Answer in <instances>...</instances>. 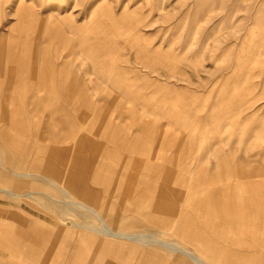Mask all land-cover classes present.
I'll return each mask as SVG.
<instances>
[{"label": "rangeland", "instance_id": "obj_1", "mask_svg": "<svg viewBox=\"0 0 264 264\" xmlns=\"http://www.w3.org/2000/svg\"><path fill=\"white\" fill-rule=\"evenodd\" d=\"M57 8L62 19H56ZM7 54L23 61L13 64ZM42 55L52 63H38ZM1 130L10 134V142L0 137V167L31 172L34 167L27 163L33 160L40 165L34 172L46 173L41 169L48 162L53 174L47 171L44 176L58 183L15 177L19 186L15 192H31L34 198L0 192V206L23 217L16 227L24 231L54 234L65 228L70 218L61 211L65 205L47 195L65 201L58 194L63 183L59 182L70 177L64 168L73 162L77 146L78 156H93L96 166L118 173L150 172L132 165L128 145L139 140V147H145L143 167L150 161L151 168L160 169L153 179L176 187L154 195L169 200L178 211L193 214L200 206L185 205L177 190L181 186L173 179L188 184L191 178L193 184L199 168L210 169L211 162L215 171L249 175L256 182L254 192L233 191L232 179L217 183L231 189L228 199L235 210H223L222 217L202 213L200 217L226 223V229L219 228L217 238L213 237L221 243L228 237L224 243L231 245L230 236L243 228L241 235H249L245 241L254 248L245 249L244 241L241 247L231 245L233 251L264 252V219L261 224L249 223L246 211L241 212L246 197L264 203V0H0ZM92 141L103 142L106 148L93 151ZM54 148L56 157L50 154ZM113 148L117 156H112ZM86 174L92 183L93 174ZM97 183H92L96 193L111 198L114 189ZM0 187L10 188L6 182ZM127 203L124 196L114 202L108 199L103 210L111 211L112 204L116 213L118 205ZM70 210L76 214L71 218L98 223L77 208ZM108 217L110 225L122 227L118 218ZM5 225L15 226L0 222V229ZM150 227L143 223L134 233ZM203 227L210 232L209 224ZM76 230L84 235L90 231ZM179 235L182 239V233L165 234ZM147 247L156 255L144 256L145 264H193L185 255L156 245H143L144 253ZM222 251L214 257H224ZM252 257L229 253L219 264H264V255Z\"/></svg>", "mask_w": 264, "mask_h": 264}, {"label": "bare ground", "instance_id": "obj_2", "mask_svg": "<svg viewBox=\"0 0 264 264\" xmlns=\"http://www.w3.org/2000/svg\"><path fill=\"white\" fill-rule=\"evenodd\" d=\"M30 14L33 15V17L36 19L37 16L35 14H33L32 12ZM6 56L10 57L11 61L13 63L16 62L17 65L22 60L21 59L20 61H18L17 59L15 61L14 56L12 57L11 54L10 55L7 54ZM139 142H140L139 140H136L134 141L133 144L128 145V147H131L130 151L133 153V156H134L132 165L136 166L137 169L138 168L140 169V167H142V170L144 168L145 170H150V172L141 171L140 169L141 172L131 171V172H125V173L124 172L118 173L116 170L111 169L110 167L108 168L104 166L102 167L96 166L97 163L94 164L95 163L94 161L96 158H93V156L85 158L83 156H80L81 154H79L78 157L76 156L73 159L72 164L74 163L75 167H78V169H80L81 171H75V172L67 171V175H70V177L72 176V178L67 176L66 181L64 180L63 183L59 184V191L62 197L65 198V203L67 205H73L77 209L83 211L85 214L87 213L89 216L96 217L98 223L88 224L85 221H84L85 223L80 222L79 220L81 219L76 220L75 218H70V219L68 218L70 222L69 224L71 225L74 224V225H79V226L81 225L92 231H97L100 233L104 232V234L105 233H119L120 236L122 235L124 237L131 238L132 240H135L137 242L144 243V244L158 243L160 245H165L169 247V249H172L175 252H179L185 255L186 257H188L193 262V264H219L220 259H224L225 257L229 256V253L230 255L232 254L233 252L231 249L232 244H235L236 246V243H238V245H240L241 247L240 243L241 242L243 243L244 241H243V236H241L240 234L232 237V240L230 241L231 245L224 243L225 241L229 239L228 237H224V240L222 241L223 243L214 239L213 237L217 238L216 232L219 231V228L223 230L226 229V223L224 221H221V222L214 221L215 218L213 219L212 217L210 218L208 217L210 220H206L204 218H201L200 215L205 214L208 216L222 217L223 210L225 212H227L228 209L235 210L236 205H234L232 202L229 201L230 199H228L229 192H231V189L229 190V187L223 188L220 186V184H217L221 180L225 184L226 182H228L229 179L234 180L232 182V184L234 185V188L232 190L235 191L236 189L238 190L243 189L245 193L247 192V190L251 192L256 191V187H257L256 182H253L251 180V177H249V175H247L246 173L230 172V173L224 174V173L215 171L213 170V167L211 165L212 162H211L210 166L208 167L210 169H203L202 167L199 168V172L197 174L198 179L193 184H192L191 178L188 184L187 182H185L184 184L182 181H179L178 179H173V184H176L177 186H181V188L177 190H180L182 192L180 196H181V200L185 202V205L194 208L195 205L197 204V206L198 205L200 206V209H198V211L193 214L191 213V211H182V210L178 211V210L172 209L171 208L172 204L169 202V200L165 201V199L161 196L157 198L154 194H156V192H159V191L162 192V191H167L170 189H176V187H174L175 185L171 187L169 184L162 185V184L157 183L156 178L153 179V177L160 175L159 173L160 169L151 168L150 161L145 162V166L143 167V159H141V157L144 154L145 147L143 146L139 147L140 145ZM102 145H104L103 142L97 141V143H95V141H92L90 143V148L93 151H98L99 149L106 148L105 146H102ZM164 145H165V142H164ZM75 150L78 151L79 147L77 146ZM111 151H113L112 156L118 155V153L115 154L116 150H114V148L111 149ZM98 164L100 163L98 162ZM120 164L122 165L123 163L120 162ZM216 165L218 166V163H216ZM88 168L96 169V171L92 170L93 172L92 173L90 169L88 170ZM86 173L93 174V177H92L93 179L91 178L92 183L98 182V183L106 185V187H109L110 189H114L113 193L111 194V198L110 197L107 198L106 195H103V194H97L96 189H94L93 184L88 182L85 176ZM20 175L27 177V178H31V179L39 178L38 176L36 177L35 175L34 176L31 175V173H20ZM78 176L81 177V180L80 178H78ZM82 176H85V178H82ZM143 176H146V177L149 176L151 178H148L150 179L149 181L146 178L145 180H143ZM41 177L53 185L58 184L55 180H52L51 178L47 176H44V177L41 176ZM94 179H96L97 181H94ZM161 180H163V178ZM4 190L8 191V189L6 188ZM8 193L12 196L24 195V194L16 193L11 189L10 191H8ZM26 195L27 196L31 195L33 198L34 194L29 192V193H26ZM122 196L127 197V200L130 202V204L127 203L123 205V207L121 206L119 207L118 205V209L115 211L116 213H114L115 207L112 204L111 206H109V207H112L111 211L113 212V214L111 216L113 217L115 216V218L120 217L122 220V223H121L122 227L119 228V227L112 226L107 222L105 217L109 216V214L111 213L109 210H107V212L105 213V211L103 210V204L108 199L111 202H114L117 199L120 200ZM167 198L172 200V198L170 197H167ZM175 198L177 199V197ZM229 198L231 197L229 196ZM244 200L246 203L244 204L242 203L243 206L241 205L242 207L241 212L243 213L246 210L247 212H250L251 210L254 209L257 212L254 211L252 222L261 224L263 221L262 219H264L263 218L264 216L263 200H260V198H254L252 201L250 197H246L244 198ZM223 202H226V203H223ZM106 205L107 204L104 205L105 208H107L108 206ZM252 212L250 213V215H252ZM69 214H70V217L74 216L71 213ZM137 214L139 216L140 214L147 216L149 219L157 218L158 220L157 226L163 228L161 230H158V233L162 234L165 231H168L167 230L168 228L169 231H172L174 235L178 236V233H182L183 236L181 237L183 238L180 239V235L178 238L174 237L173 239H166L163 237L156 238V237H151V236L145 237V235H142L141 232L134 233V228L137 226H140V224H136V222H134L135 216ZM196 215H198L199 217ZM173 217H176L174 219V222L176 220V223L173 222V224H171L170 227L169 226L167 227L166 225L170 222V219L173 220ZM211 218L213 220H211ZM204 224H209L210 232H208L207 230H204V227H203ZM206 231L208 233H206ZM241 231H242V228L240 227L239 232L241 233ZM258 234L259 233H257V235ZM255 235H256V232H255ZM253 241L255 240L253 239ZM244 244L247 247L252 246L250 243L248 244L244 242ZM252 247H254V245ZM219 249H223L224 251L223 254L225 256L217 259L214 256H217V254H219L217 253ZM240 255H245L251 260L253 258L252 256H254L253 253L250 254L249 252L247 254L239 253L238 256Z\"/></svg>", "mask_w": 264, "mask_h": 264}, {"label": "crops", "instance_id": "obj_3", "mask_svg": "<svg viewBox=\"0 0 264 264\" xmlns=\"http://www.w3.org/2000/svg\"><path fill=\"white\" fill-rule=\"evenodd\" d=\"M60 1H63V0H60ZM37 14L39 15L38 12ZM56 15H57L56 19L57 17L58 19H62L63 17L62 12L58 8H57ZM8 32H11V30ZM42 53L44 54V52ZM43 58H45L44 55L40 56V58H38L36 61L38 63H43L46 61ZM46 62L52 63V60L47 58ZM6 71H8V74L10 73L9 68H7ZM7 123H8L7 124L8 126L9 120L7 121ZM3 136L7 137L5 142H10L9 140L10 134L8 132H5L4 130H1L0 137L2 138ZM11 139H13L12 135H11ZM50 154L56 157L58 154L57 149L56 148L52 149ZM76 154L78 157L77 151H75V156ZM75 156L72 157V161L75 158ZM27 165L28 167H34L33 169H29L31 172L17 171V169L14 167H11V168L4 167V166L0 167L1 168L0 169V182H6V185L10 187V188H6L8 189V191H10L11 189L15 192L14 189L19 187L18 184L16 185L15 183V180H16L15 177H24V176H21L20 173H31V175L33 176L35 175L36 177L37 176L41 177V176L47 175L48 174L47 171L50 170L49 169L50 163L48 162L44 164L43 165L44 168L41 169V170H46V173L34 172V171H37V169L40 170V168H35V167H40V165H38L36 161L31 160L27 163ZM70 166L72 167L71 169L72 171L74 172L77 171L78 167H75L74 163L73 164L69 163L67 167H65L64 169L71 171ZM49 172L50 174H53L52 171H49ZM36 179H39V178H36ZM64 180L66 181V178L61 180L59 183L64 182ZM0 188L3 189V187H0ZM1 189H0V192L6 193L8 196L10 195L8 191L4 190L5 188L3 190ZM58 194H61L59 190H58ZM24 195H26V193H24ZM24 195H19V196H14V197H20ZM47 196L51 200L56 201L57 203L60 202L65 205L64 208L66 209L64 208L62 210L60 209L62 213L63 211H66L65 213L69 217H70L69 213L73 214L74 216L76 215L73 210H70L71 208L72 209L76 208L75 206L67 205L65 201L64 202L62 200L60 201V199L58 198L59 197L58 195L48 194ZM28 197L32 198L31 195L30 196L28 195ZM33 198H34V195H33ZM241 205L243 206L242 203ZM47 208L50 209L49 207ZM254 211H255L254 209L251 210L250 212H247L246 210V214L248 216L247 219L249 223H254V222H251L253 220L250 221V219L254 215ZM251 212H252V215H250ZM110 213H111L109 214L110 217H108L109 219L113 217L111 216L113 212L110 211ZM66 214L64 215L66 216ZM140 215L145 218L144 221H142V219L140 220L141 217L137 214L135 216L134 222L140 225L143 223H146L150 225L151 227H150V230H139V231L144 232V233L146 232L150 233V234H145V237L147 236L154 237L153 235L158 236L159 235V233H157L158 230H161L163 228L157 226L158 224L157 218L149 219L147 216H144L142 214ZM61 217L65 219L64 216H61ZM38 218H41L40 215L38 216ZM69 219L65 220L66 221L65 228H63V230L61 229V231L59 230L55 232L54 234L46 233V232L24 231L22 230L21 227H16V224H21L23 222V217L17 216L15 215V213H13V215H10L9 210L7 208L5 210L4 207L0 206V222L2 224L6 223V224L15 225L13 228L11 227L12 229L6 225L2 226L0 229V264H89L90 262L91 264H145V262L143 263L144 256L147 257V259H151L152 257H154V255H156V253H154L153 249H149V247L145 249V253H144L143 245H156V246L161 247L162 249L168 250L169 252H175L174 250L169 249V247L165 245H160L158 243H148V244L140 243L135 240H132L131 238H127L122 235L120 236L119 233H105L104 234V232L100 233L97 231H92L90 229H89L90 231L88 233H85V235L82 234V232L81 233L78 232V230L74 232L73 230L75 228L85 229L86 227L81 226V225L80 226L74 225V224L71 225L69 224L70 223ZM118 222L120 224L122 223V220L120 217L118 218ZM167 230L168 231H165L164 233H162V235L160 234V237L162 238L163 236V238H166V239H173L174 236H170V237L165 236V234L167 233H173L172 231H169L168 228ZM237 234L241 235L242 233L238 232ZM86 235H90V237L85 238ZM234 236L235 235H232L230 236V238ZM247 236L246 235L243 236V241H245V239H248L250 237V236L249 237ZM127 241L130 243H127ZM246 243L249 244V242H246ZM234 245L235 244H232V247ZM236 245H238V243H236ZM250 248L252 247L249 246V247H246L245 249H250ZM231 249L232 251L235 250L234 248H231ZM90 251H92V255L88 257L90 255L89 253H91ZM234 252L236 255H238L239 253L247 254L248 252L250 254L253 253V255H256V254L264 255V252H255L254 249L252 251H247V252L233 251L232 254ZM175 253H179V252H175ZM131 256H132V259H129V257ZM112 257L114 260L112 259ZM133 258H134V261H133Z\"/></svg>", "mask_w": 264, "mask_h": 264}]
</instances>
